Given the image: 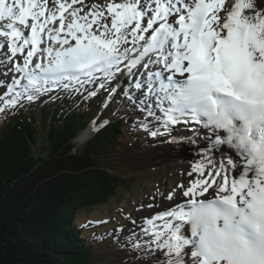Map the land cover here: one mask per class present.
<instances>
[{"label": "snow or ice", "instance_id": "6c2138e0", "mask_svg": "<svg viewBox=\"0 0 264 264\" xmlns=\"http://www.w3.org/2000/svg\"><path fill=\"white\" fill-rule=\"evenodd\" d=\"M0 63L18 74L0 97L5 107L55 89L80 92L113 80L119 87L126 76L141 95H124L145 120L165 131L181 123L209 128L207 149L188 173L196 177L178 186L188 199L177 202L174 190L167 196L174 206L146 219L149 255L154 264H264V8L257 0H0ZM220 146L238 159L217 160Z\"/></svg>", "mask_w": 264, "mask_h": 264}, {"label": "trees", "instance_id": "16d2710c", "mask_svg": "<svg viewBox=\"0 0 264 264\" xmlns=\"http://www.w3.org/2000/svg\"><path fill=\"white\" fill-rule=\"evenodd\" d=\"M76 108H21L0 120V264L105 259L78 219L137 189L127 170L111 166L112 151L131 142L113 118L79 148L75 140L93 116L83 119Z\"/></svg>", "mask_w": 264, "mask_h": 264}, {"label": "rangeland", "instance_id": "374dc122", "mask_svg": "<svg viewBox=\"0 0 264 264\" xmlns=\"http://www.w3.org/2000/svg\"><path fill=\"white\" fill-rule=\"evenodd\" d=\"M86 3L89 5L92 3L104 4L105 0H93L92 2H90V0H86ZM258 4L260 5L259 1ZM111 108L112 109L109 110L111 117H116L117 115L119 116V119H126L127 123L130 122V119H133L130 117H125V113L121 111L117 102H115ZM124 111H127V109ZM100 125L102 126V122H100ZM86 131H88V127L82 131L81 135ZM127 131L129 133L132 132L135 135L130 124L127 128ZM128 136L132 143L130 146L127 145L128 147L124 145L119 148L120 150L112 151L111 157L113 162L111 163V166L121 172L127 170V172L132 176L130 179V184L135 183V188L137 189L132 193L125 191L124 194L126 196H123L122 198H114L112 202L106 205V207L97 209L96 212L90 213L88 217L82 215L78 219V223H82L85 222L87 218L102 220L105 217H115L111 218L115 219L114 221L112 220L111 224L105 225L101 228L96 227L98 228L96 230L97 234H95L93 228L90 226L86 228L87 230H85L88 236H94V238H91V241L95 243L96 246L98 245V253L104 254L105 259L102 260V264H154L155 257L152 255L149 256L147 253L149 251L142 250L140 254H137L134 252H129L123 247L121 250L113 240H105L110 238V232H114L115 230L111 229L109 232H104V230L111 225H126L127 232L130 236L135 225L129 224V221L122 218L121 214L130 213L134 215L136 213L135 208L142 206V210H139L136 213L139 216V219H142L147 213L157 212L159 210L158 207L154 206H159L160 208L169 206L171 203H173V201L169 203V200H159V197H161L160 192H162L161 189L165 190V193L167 192L168 194L175 190V197H178L180 194H182V189L177 188V183L181 180V176L188 180L190 179L188 173H190L191 170L186 169L190 165L185 164L188 161L184 160L185 156H183L182 153L180 154L179 159L168 160L164 158L161 148L167 145L166 141L153 143L141 135H139V137L141 136L142 140H136L130 138V135ZM88 140L82 145L77 146L82 148L88 142ZM184 149L185 147H183V150ZM185 154L188 153L185 152ZM170 179L172 180V183L170 184L171 187L164 185V181ZM156 187H159V189ZM161 200H163V203L160 202ZM117 211L120 218L116 217ZM161 258L163 259V257Z\"/></svg>", "mask_w": 264, "mask_h": 264}, {"label": "bare ground", "instance_id": "6f19581e", "mask_svg": "<svg viewBox=\"0 0 264 264\" xmlns=\"http://www.w3.org/2000/svg\"><path fill=\"white\" fill-rule=\"evenodd\" d=\"M258 1L260 2V5L258 4ZM258 1H257L258 7L259 8H264V0H258ZM128 90H129V93L130 94L133 93V92H135L134 91V88H132V86H130L128 88ZM193 134L195 136L201 138L202 140H204V136L205 135L203 133H201L200 131H195V128H194V133ZM181 137H183V135H181ZM88 139H90V133L88 131H86L82 135L78 136L75 141H76L77 145H82ZM205 143L208 146L207 141H205ZM183 147H184V145H182V144L174 143V142H168L166 146H163L161 148V152L163 153L164 158L165 159H168V160L179 159L180 154L182 153V155L185 156V159L184 160L185 161H188V158L190 157L192 151H189L188 154H185V149L183 150ZM219 150H221V151L220 152L217 151L215 153V157L218 158V159H221L223 156H225V154H224V147L220 146ZM187 199H188L187 197H182V194H180V196H178V197H175L174 196V200H176L177 202H183L184 200H187ZM170 206H174L173 203H171ZM147 253L149 254V252H147Z\"/></svg>", "mask_w": 264, "mask_h": 264}]
</instances>
